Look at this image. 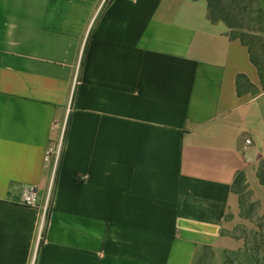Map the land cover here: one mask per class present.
I'll return each instance as SVG.
<instances>
[{"label": "crops", "instance_id": "obj_1", "mask_svg": "<svg viewBox=\"0 0 264 264\" xmlns=\"http://www.w3.org/2000/svg\"><path fill=\"white\" fill-rule=\"evenodd\" d=\"M263 161L259 72L207 0H0V264H195L204 247L223 264L235 178L264 212Z\"/></svg>", "mask_w": 264, "mask_h": 264}, {"label": "rangeland", "instance_id": "obj_2", "mask_svg": "<svg viewBox=\"0 0 264 264\" xmlns=\"http://www.w3.org/2000/svg\"><path fill=\"white\" fill-rule=\"evenodd\" d=\"M222 2L230 21L236 27L234 33L241 34L246 42L252 43L255 55L259 56V61L263 62L264 58L261 56L260 43L264 42V11L259 12L263 1L259 0L258 5L246 3L245 5L248 4L247 8L243 3H238L237 0H222ZM241 91L254 94L257 92V88L242 84ZM236 190L240 192L243 207L240 206L238 212L230 213L227 216L223 230L224 234L240 243L238 249L225 252L233 261V264H238L235 253L244 246L245 242H248L249 247L254 248L255 252L264 255V212L261 210V202L255 200L247 182L238 185V187L236 186ZM195 264H216V253L213 248L204 247Z\"/></svg>", "mask_w": 264, "mask_h": 264}, {"label": "trees", "instance_id": "obj_3", "mask_svg": "<svg viewBox=\"0 0 264 264\" xmlns=\"http://www.w3.org/2000/svg\"><path fill=\"white\" fill-rule=\"evenodd\" d=\"M262 4L259 8V12L264 11V0H262ZM238 3H243L245 8H247L248 4H259V0H237ZM208 3V18L212 22H219L222 21L224 22L228 29H229V36L232 39H237L241 41L245 46L248 47L250 58L252 63L257 67V70L259 72V76L261 79V88L264 90V61L261 62L259 61V56L255 55L253 48H252V43H248L244 40L241 34L234 33V29L236 28L233 23L230 21V18L228 17L225 8L223 7V2L222 0H207ZM248 3L247 5H245ZM261 3V2H260ZM260 50H261V56L264 58V42L262 41L260 43ZM243 85L250 86L253 88H256L250 81L249 79L241 74L237 78V85H238V93L243 94L248 91H241V87ZM258 92V89H257ZM258 178L262 184H264V161L262 162L261 166L258 168L257 171ZM243 183L246 184V177L243 172H240L237 174L234 182V189L235 192L239 195V203L241 208L243 207V201L242 198H240V192L239 190H236V186L242 185ZM247 186V185H246ZM236 258H238V264H264V255H260L258 252H255L254 248L249 247V243L245 242L244 246L240 248L236 253H235ZM233 261H231L230 257L225 253L224 256V264H233Z\"/></svg>", "mask_w": 264, "mask_h": 264}, {"label": "built area", "instance_id": "obj_4", "mask_svg": "<svg viewBox=\"0 0 264 264\" xmlns=\"http://www.w3.org/2000/svg\"><path fill=\"white\" fill-rule=\"evenodd\" d=\"M251 139L247 138L245 140L246 147H249L251 145ZM61 152V147L57 149V151L54 150H48L46 154V161H49L51 159L52 155H54L55 159H59ZM38 189L34 185H28L24 187L22 192V203L26 206L35 207L38 204Z\"/></svg>", "mask_w": 264, "mask_h": 264}]
</instances>
